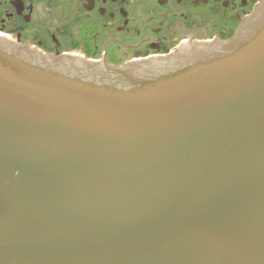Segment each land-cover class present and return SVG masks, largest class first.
Segmentation results:
<instances>
[{"label": "water", "instance_id": "95a60500", "mask_svg": "<svg viewBox=\"0 0 264 264\" xmlns=\"http://www.w3.org/2000/svg\"><path fill=\"white\" fill-rule=\"evenodd\" d=\"M200 51L56 69L0 39V264H264V7Z\"/></svg>", "mask_w": 264, "mask_h": 264}, {"label": "flooded vegetation", "instance_id": "af4514ba", "mask_svg": "<svg viewBox=\"0 0 264 264\" xmlns=\"http://www.w3.org/2000/svg\"><path fill=\"white\" fill-rule=\"evenodd\" d=\"M262 0H0V33L45 54L122 65L230 39Z\"/></svg>", "mask_w": 264, "mask_h": 264}]
</instances>
